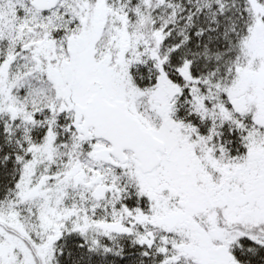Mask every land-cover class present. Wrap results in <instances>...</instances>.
<instances>
[{
  "label": "snow or ice",
  "instance_id": "6c2138e0",
  "mask_svg": "<svg viewBox=\"0 0 264 264\" xmlns=\"http://www.w3.org/2000/svg\"><path fill=\"white\" fill-rule=\"evenodd\" d=\"M0 264H264V0H0Z\"/></svg>",
  "mask_w": 264,
  "mask_h": 264
}]
</instances>
